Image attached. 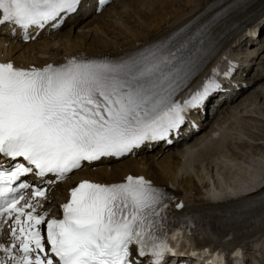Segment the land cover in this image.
Masks as SVG:
<instances>
[{
    "label": "snow or ice",
    "instance_id": "1",
    "mask_svg": "<svg viewBox=\"0 0 264 264\" xmlns=\"http://www.w3.org/2000/svg\"><path fill=\"white\" fill-rule=\"evenodd\" d=\"M81 3L0 0V26L12 24L27 40L33 27H61ZM214 23L192 35L181 29L118 59L70 58L42 68L0 62V225L11 221V244H0V264H142L133 259V247L148 264L183 256L224 264L221 253L195 250L190 221L172 228V197L143 176L80 182L61 205L62 218L38 211L47 189L22 179L34 174L51 184L44 178L52 174L62 181L84 162L123 157L178 134L189 110L203 107L221 88L214 68L202 90L175 99L202 63ZM5 160L15 163L5 167Z\"/></svg>",
    "mask_w": 264,
    "mask_h": 264
},
{
    "label": "bare ground",
    "instance_id": "2",
    "mask_svg": "<svg viewBox=\"0 0 264 264\" xmlns=\"http://www.w3.org/2000/svg\"><path fill=\"white\" fill-rule=\"evenodd\" d=\"M219 1L221 0H118L116 4L112 3L105 7L99 15H95V7H93L88 10L90 12L87 16L84 12H79L76 19L66 25L70 26L69 31L63 32L65 26L58 32L57 36L63 37L68 46L65 45L63 51H56L53 57L39 58L36 55L33 58L21 57L20 52L31 47H35L37 51L42 50L38 53H43V50L47 51L50 43L44 38L45 35L31 39L30 44H24L15 37V43L10 31L5 30V37L12 40L7 47H2L0 62L10 61L14 66L22 68L32 66L42 68L47 64L60 65L70 58L118 59L166 38L179 29L194 27L199 23L198 16ZM229 12L235 14L228 26L237 25L233 33L236 35L217 48L209 47L211 54H214L207 64H202L193 74L187 86L176 96V100L185 99L198 84L209 79L214 68H218L220 74L229 72L231 79L232 73L238 71L240 66L244 70L243 64L253 60L249 58L253 52H247L244 57H239L241 52L235 51L234 47L241 44L245 38H250L249 33L252 29L258 28L259 31L264 32V0H243ZM101 16H106L107 19L98 22ZM96 17L98 18L93 20ZM76 29L88 32L78 33L75 32ZM109 36H112V40L107 39ZM41 38L42 40L39 41ZM262 72L264 70L252 81L255 79L253 87H261L258 95L262 93L263 97L264 73ZM227 81L229 87L235 85ZM244 92L245 90L240 88L234 96L223 102L227 104L226 111L231 118L224 117L217 124L219 127L215 132L206 133L205 128L192 133L187 139L177 141L178 143L174 141L170 144L146 143L140 150L133 151L126 158L118 161L104 157L98 162L83 165L68 178L67 182L71 183L67 187L63 186L65 185L63 181L53 185V194L56 196L51 199L47 195V199L41 201L43 208L38 211H47L49 218L59 215L62 210L61 205L70 199V190L82 181L111 184L123 182L128 175L143 176L155 186L176 196L172 205L182 217L197 221V218L207 217L210 213L223 214V219L216 220L217 216L214 214L211 217V223L216 226L214 233L208 232L205 225L196 224L193 231L197 233V237L199 236L197 242L211 245L227 256H232L236 249L249 247L240 259L241 264L249 262L248 256L252 257L253 264H264V152H261V148L256 150L258 151L256 153L252 152L251 144L247 145L249 140L264 143V122L259 117H264V102L261 106L258 102L257 112L253 114L247 112L242 117L237 116L232 109ZM245 104L246 101L236 107H243ZM200 116L203 115L198 113V117ZM245 116L247 120L244 119ZM203 117L204 120L209 118L207 115ZM195 122L198 124L199 120L195 119ZM229 130L232 132L230 139L235 141L232 147L226 146L227 143L224 142L226 138L229 142V137L223 135ZM214 140H218L217 144H213ZM170 150L174 153H170ZM175 151L180 153V156L176 155ZM251 154L258 156L257 159L256 157L252 159L254 164L244 161L245 155ZM194 155L196 165L190 166L193 168L190 169L188 163ZM181 159L185 162L180 163ZM247 165H251L254 169L250 170ZM187 167L191 173L193 172V176L185 171ZM205 184L210 185V188H206ZM201 187L205 188L204 193L201 192ZM49 189L51 190L50 187ZM210 197L213 200L220 198L221 202L212 203L208 200ZM53 201L56 212H50L46 207V204H51ZM177 203H182L183 208H176ZM255 254L259 260H255Z\"/></svg>",
    "mask_w": 264,
    "mask_h": 264
},
{
    "label": "rangeland",
    "instance_id": "3",
    "mask_svg": "<svg viewBox=\"0 0 264 264\" xmlns=\"http://www.w3.org/2000/svg\"><path fill=\"white\" fill-rule=\"evenodd\" d=\"M117 2H118V0L113 1L114 4H116ZM119 10H121V8H119ZM97 18L98 17L94 18L93 20H96ZM106 19H107L106 16H101L100 20H98V22H100L101 20H106ZM93 20H91V21H93ZM119 22H121V21H119ZM69 30H70V27L67 26V27H65V29H63V32L64 31H69ZM76 31L78 33H82L83 31L88 32L87 30H83V29H76L75 32ZM90 33H91V31L89 32V35H90ZM3 34H4V31H1L0 32V45L1 46H4V45L6 46V45H8V43H10V39L8 37H5ZM114 34H115V31H114ZM114 34H112V35H114ZM63 36H64V33H63ZM45 38L47 39V42L50 43L49 48L46 49L47 51L43 50L44 51L43 53H38V52H40L42 50L37 51L35 49V47H31V48H29L27 50H24V51L20 52L22 54L21 57L30 56L31 58H33V57H35V55L37 57H39V58L40 57H50V56L53 57V55L54 56L56 55V51H63V49L65 48V45L68 46L67 42H65L64 38L61 37L60 35L59 36L51 35L49 37L45 36ZM107 39L112 40V36L107 37ZM41 40H39V41H41ZM258 40L263 41L264 40V35H261ZM245 44H246V42L244 43V46L241 45V47L239 46V47H237L235 49L238 50L241 53L244 52L240 57L245 56V54L248 51L249 52H252V51L254 52V54L252 56L253 62L246 63V64H250L248 66L249 70H247V72H246L247 75L243 76V78L249 79L247 81V83H246V84H248V83H251V79L258 72H261V71L264 70V42H261L260 44H257V45H253V46H251V48H249V45L245 46ZM50 47H51V49H50ZM262 73H264V72H262ZM243 75H244V73H243ZM259 75H261V74L260 73L257 74L256 77L259 76ZM262 80H264V78ZM239 83H242V81H240ZM260 90H261L260 86H257L255 89L251 88L250 90H247L246 93L240 99H238V101L235 103V105L233 106V109H232V110H234L236 112L237 116L242 117V115L244 116V114L247 113V112H251L250 114H253V112H255V111L257 112L258 111V102L260 103V106L264 102V99H263L264 96L262 97L263 94L260 93V95H258V92H260ZM257 96H258V98H257ZM243 100L246 101L245 106H243V107L237 106L236 107V105H238V104H240V105L243 104L244 103ZM234 107H236V108L234 109ZM224 117L231 118L230 114L227 113L226 109L223 107L222 109L219 110V113L217 114L216 118L212 121L213 125H216L217 123H219ZM259 117L264 122V117L263 116H259ZM244 119L247 120V117L245 116ZM229 122H230V120H229ZM225 125H227V124H225ZM210 131H211L210 127L206 129V133H208ZM223 135H225L226 137H229V142H231V143L227 142L228 138L225 137L226 138L224 140L225 144L227 143V145H229L230 147L234 146V144H235L234 142L235 141H233V139H230V137L232 136V132L229 130V132H227V134H226V132H224ZM245 139H247V138H245ZM249 141L250 142H248L247 145H249V143L251 144L250 150L252 152L254 151L256 153V152H258L256 150H258L260 148H261V152L262 151L264 152V143L263 142H261V141L260 142H255L253 140H249ZM217 142H218V140H214L213 144H217ZM236 146H238V145H236ZM169 152L172 153L173 151H169ZM175 154L180 156V153H178V152H176ZM254 157H256V159H257L258 156L255 155V154L245 155V157H244L245 160L244 161H247V163H249V164H252V163L254 164V161L252 160ZM160 159H161V157L159 158V160ZM156 162H159V161L156 160ZM247 167L250 168V170L254 169L251 165H247ZM186 169H185V171H187L189 175L193 176V172L191 173V170H189V169L186 170ZM67 185L68 184H65L63 186L66 187ZM207 188H210V186H208ZM204 191H205V188L201 187V192L204 193ZM52 195L53 194H51V197H52ZM49 209L54 210V209H56V207L52 203L51 205H49ZM250 259L252 260V257H250ZM250 264H253V262L251 261Z\"/></svg>",
    "mask_w": 264,
    "mask_h": 264
}]
</instances>
